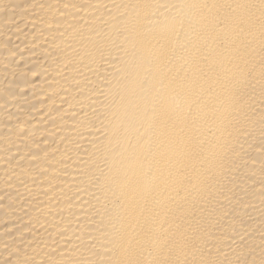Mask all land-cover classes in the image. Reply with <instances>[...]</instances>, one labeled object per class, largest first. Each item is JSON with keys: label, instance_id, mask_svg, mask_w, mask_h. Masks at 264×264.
Returning a JSON list of instances; mask_svg holds the SVG:
<instances>
[{"label": "bare ground", "instance_id": "1", "mask_svg": "<svg viewBox=\"0 0 264 264\" xmlns=\"http://www.w3.org/2000/svg\"><path fill=\"white\" fill-rule=\"evenodd\" d=\"M0 264H264V0H0Z\"/></svg>", "mask_w": 264, "mask_h": 264}]
</instances>
